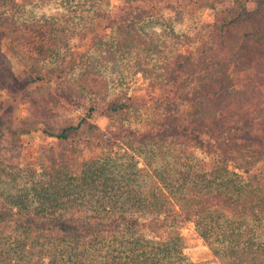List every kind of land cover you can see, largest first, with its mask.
<instances>
[{
	"label": "trees",
	"instance_id": "1",
	"mask_svg": "<svg viewBox=\"0 0 264 264\" xmlns=\"http://www.w3.org/2000/svg\"><path fill=\"white\" fill-rule=\"evenodd\" d=\"M124 1L0 0V89L6 49L32 75L12 150L58 144L0 161V264H212L189 222L219 264H264V0Z\"/></svg>",
	"mask_w": 264,
	"mask_h": 264
},
{
	"label": "rangeland",
	"instance_id": "2",
	"mask_svg": "<svg viewBox=\"0 0 264 264\" xmlns=\"http://www.w3.org/2000/svg\"><path fill=\"white\" fill-rule=\"evenodd\" d=\"M21 0H16L20 2ZM42 3V7L46 12L55 11L58 8V3L61 4V0H37ZM231 0H224L218 4V7H225L230 4ZM124 0H112V13L115 17L120 14L121 9L124 7ZM254 3H249V8H254ZM214 19V10L207 9L200 14L199 23H208ZM195 25V21L188 20L178 26L180 30L185 31L191 29ZM8 58L11 59L14 67V71L19 79V86H17L14 92L18 98L9 94L8 92L0 89V161L9 164H22L29 160H35L38 164L42 162L46 157H42L40 154L43 153L48 156L54 149L58 148V144L55 139L47 138L42 135H35L31 137H23L22 144L23 148H19L21 152L12 150V138L11 135L5 130V125L17 126L21 123V119L26 114L25 104L26 101L21 99L20 90L24 83H29L32 79V75L25 74L24 66L19 62L16 54L5 50ZM256 56L251 53L249 57ZM95 122L102 128L106 129L109 123V119L101 112L95 113ZM201 157H205L204 154H199ZM183 240L185 245V253L193 261L209 260L212 264H219L211 249L206 245L204 240L199 237L196 233L195 226L192 222L186 224L182 230Z\"/></svg>",
	"mask_w": 264,
	"mask_h": 264
}]
</instances>
